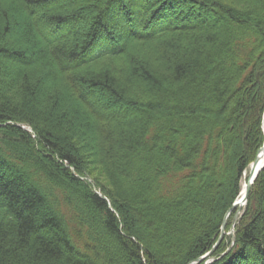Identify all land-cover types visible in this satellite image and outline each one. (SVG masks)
Segmentation results:
<instances>
[{
	"label": "trees",
	"instance_id": "1",
	"mask_svg": "<svg viewBox=\"0 0 264 264\" xmlns=\"http://www.w3.org/2000/svg\"><path fill=\"white\" fill-rule=\"evenodd\" d=\"M263 111L264 0H0V264L195 261ZM234 236L264 264V166Z\"/></svg>",
	"mask_w": 264,
	"mask_h": 264
},
{
	"label": "water",
	"instance_id": "2",
	"mask_svg": "<svg viewBox=\"0 0 264 264\" xmlns=\"http://www.w3.org/2000/svg\"><path fill=\"white\" fill-rule=\"evenodd\" d=\"M263 115H264V112H263ZM264 151V128H263V143L261 145V147L258 149V152L256 154V157L254 158V160L250 163L249 167H250V170H249V176H250V180L248 181L247 185H246V195H244L241 199V203L238 205V209L235 213V215L233 216V219H232V225L235 224V221L236 219L238 218V215L240 213V210H241V207L243 205L246 204V201H247V194H249V191H250V188L252 186V183L255 179V177L257 176L258 172L263 168L264 166V158L263 160L260 158V153ZM236 200L233 202L232 206L228 209L227 211V214L225 215V218H224V221L222 223V226H221V230H220V236L217 240V242L215 243L214 247L208 251L207 253H205L204 255L198 257L195 261L193 262H190L188 264H193L195 262H200L201 260H205L203 264H209L210 261H212L214 258L211 256L214 248L218 245V243L221 241L223 235H224V227H225V220H226V217L228 216V214L230 213L231 209H233L234 207H236ZM235 241V236L232 235V242L230 244V246L228 247L227 250H229L233 243Z\"/></svg>",
	"mask_w": 264,
	"mask_h": 264
},
{
	"label": "rangeland",
	"instance_id": "3",
	"mask_svg": "<svg viewBox=\"0 0 264 264\" xmlns=\"http://www.w3.org/2000/svg\"><path fill=\"white\" fill-rule=\"evenodd\" d=\"M162 27V25H156L155 26V28H156V30L157 29H159V28H161ZM154 64L157 66V71H160V70H162V64H157L156 63V61L154 62ZM152 66H154V65H152ZM156 66H154V67H156ZM262 79V78H261ZM261 79H259V80H257V81H255V83H254V85H256L257 87H259V90L261 89V87H262V85H260L261 83H262V80ZM264 112V111H263ZM262 119H263V115H262ZM248 167H249V165H248ZM85 178V177H84ZM86 179H87V177H86ZM89 181L91 182V179L89 178ZM244 182V178L242 177V181H241V185H242V183ZM100 194V193H99ZM239 194H240V191H239ZM236 200V199H235ZM232 206V205H231ZM237 209H238V207H234L233 209H231V211H230V213L228 214V216L226 217L227 218V223H226V225H225V228H224V235H223V237H222V239L225 237V236H227V235H234V228H233V225H232V218H233V216L235 215V213H236V211H237ZM227 214V213H226ZM230 217H231V222L229 223V221H230ZM229 225V226H228ZM226 226H227V229H226ZM229 227V228H228ZM235 227V226H234ZM220 236V235H219ZM219 238V237H218ZM222 239H221V241H222ZM218 240V239H217ZM220 241V242H221ZM217 242V241H216ZM219 242V243H220ZM218 243V244H219ZM231 244V243H230ZM228 249V248H227Z\"/></svg>",
	"mask_w": 264,
	"mask_h": 264
},
{
	"label": "bare ground",
	"instance_id": "4",
	"mask_svg": "<svg viewBox=\"0 0 264 264\" xmlns=\"http://www.w3.org/2000/svg\"><path fill=\"white\" fill-rule=\"evenodd\" d=\"M261 127H262V132H263V128H264V115H263V119H262V124H261ZM260 158L263 160L264 158V151H262L260 153ZM249 170H250V167H248L245 171H244V174H243V178H244V182L242 183V186H241V189H240V194L238 195L237 199H236V207H238V205L241 203V199L244 195H246V185L248 183V181L250 180V176H249ZM247 199H248V194H247ZM224 221V220H223ZM223 223V222H222ZM227 223V218L225 220V225ZM225 228V227H224ZM215 245V244H214ZM214 247V246H213ZM212 247V248H213ZM215 249V248H214ZM214 251V250H213Z\"/></svg>",
	"mask_w": 264,
	"mask_h": 264
}]
</instances>
